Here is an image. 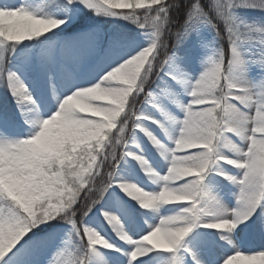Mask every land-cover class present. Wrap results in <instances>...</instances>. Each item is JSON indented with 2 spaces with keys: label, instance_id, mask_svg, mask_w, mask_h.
<instances>
[{
  "label": "snow or ice",
  "instance_id": "snow-or-ice-1",
  "mask_svg": "<svg viewBox=\"0 0 264 264\" xmlns=\"http://www.w3.org/2000/svg\"><path fill=\"white\" fill-rule=\"evenodd\" d=\"M0 89V264H264V0H0Z\"/></svg>",
  "mask_w": 264,
  "mask_h": 264
},
{
  "label": "rangeland",
  "instance_id": "rangeland-1",
  "mask_svg": "<svg viewBox=\"0 0 264 264\" xmlns=\"http://www.w3.org/2000/svg\"><path fill=\"white\" fill-rule=\"evenodd\" d=\"M31 2L34 4V5H40L43 3V0H31ZM239 15H241L242 17H245V18H253V17H257L259 16L260 14L253 11V10H249V9H238L237 10ZM95 20H97V17L94 18ZM121 25H124V22H120ZM107 27V25H106ZM128 28H131L132 26L131 25H127ZM191 45V41L189 42L188 45H184L181 47V49H179L177 51V54H182V60L180 61V63L183 65V67L185 68V70L189 73H191L193 75V77H195L196 75L199 74V72L201 71V66H200V63H199V60H198V57H199V51H193V52H190L188 53L187 55H185V49L186 48H189ZM29 83V87L34 90V91H37L36 89V84L32 83V81L30 79H28L27 81ZM185 100H187V97L184 98ZM13 109H14V114L16 113V109H15V104H13ZM146 111H149V112H152L153 115H155L157 118H159V113H156L154 112L151 108H146L145 109ZM88 115H90V113H88ZM22 123V122H20ZM149 129L151 131H153V129L148 125ZM154 132V131H153ZM13 134L14 135H20V136H23V135H26L27 134V127H23V128H15L13 129ZM155 134V132H154ZM156 135V134H155ZM160 137L161 139H163V136H158ZM136 143L140 146L139 148V151H142L144 156L147 157V155L145 154V150L151 146V144L147 141V139L143 136V134L139 133L137 134V137H136ZM134 151V150H133ZM150 161L149 163L154 166L155 164V159L154 158H149ZM226 169H228L226 167ZM136 170L138 171V173H140L142 175V171L139 170V167L136 168ZM121 172H123V166L121 165L120 168H119V174L121 175ZM130 173V174H129ZM127 177H125L126 179L130 176H133L131 175L132 174V170L129 171ZM122 176V175H121ZM155 186H153L152 188L150 187H146V189L148 190H152ZM117 191V190H116ZM110 201V200H114V202H118V200L116 199V197L112 194L111 196H108L106 198V200L102 203V206L100 204L101 207H103L105 210L107 209H115L117 208L119 205L117 203L118 206H115L116 204L115 203H107V201ZM224 202L229 206V207H232L234 206V199H230L229 197L227 196H224ZM106 203V204H105ZM101 207H98L96 211V215L93 216L91 213H90V216H92V219L89 220V223L94 227L96 228V217H98V209L101 208ZM102 219V217H101ZM104 229H107V231L110 232V229L108 228V226L105 224L104 226ZM96 230L98 232H100L101 235H103L105 237V239H107V235L105 234V231L101 228H96ZM210 230V229H208ZM30 235V233H29ZM260 244L259 246H261V243L264 244V241H261L259 240ZM254 247V246H252Z\"/></svg>",
  "mask_w": 264,
  "mask_h": 264
},
{
  "label": "trees",
  "instance_id": "trees-1",
  "mask_svg": "<svg viewBox=\"0 0 264 264\" xmlns=\"http://www.w3.org/2000/svg\"><path fill=\"white\" fill-rule=\"evenodd\" d=\"M0 108L2 110L10 108V98L3 89H0Z\"/></svg>",
  "mask_w": 264,
  "mask_h": 264
},
{
  "label": "bare ground",
  "instance_id": "bare-ground-1",
  "mask_svg": "<svg viewBox=\"0 0 264 264\" xmlns=\"http://www.w3.org/2000/svg\"><path fill=\"white\" fill-rule=\"evenodd\" d=\"M36 89H37V91L43 92L44 91V86L42 84L36 83ZM122 194H124V193H122ZM123 196L126 197L125 194ZM128 199H130V198H128Z\"/></svg>",
  "mask_w": 264,
  "mask_h": 264
},
{
  "label": "crops",
  "instance_id": "crops-1",
  "mask_svg": "<svg viewBox=\"0 0 264 264\" xmlns=\"http://www.w3.org/2000/svg\"><path fill=\"white\" fill-rule=\"evenodd\" d=\"M155 154H156V152H155ZM156 155H157V154H156ZM228 192L230 193V192H232V190H229ZM230 196H231V195H230Z\"/></svg>",
  "mask_w": 264,
  "mask_h": 264
}]
</instances>
